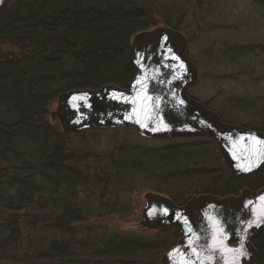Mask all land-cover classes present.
I'll return each mask as SVG.
<instances>
[{
  "label": "trees",
  "instance_id": "16d2710c",
  "mask_svg": "<svg viewBox=\"0 0 264 264\" xmlns=\"http://www.w3.org/2000/svg\"><path fill=\"white\" fill-rule=\"evenodd\" d=\"M158 18L185 33L183 14L166 0H11L0 10V264H160L178 239L171 229L146 230L154 236L146 239L107 228L136 214L134 192L179 205L201 193L264 188V167L249 177L216 168L222 161L212 140L148 149L123 138L101 151L86 137L99 131L65 134L50 120V106L66 91L126 87L136 73L131 40ZM257 53L264 45L222 51ZM227 101L264 132V98ZM253 244L256 264H264V233Z\"/></svg>",
  "mask_w": 264,
  "mask_h": 264
},
{
  "label": "water",
  "instance_id": "95a60500",
  "mask_svg": "<svg viewBox=\"0 0 264 264\" xmlns=\"http://www.w3.org/2000/svg\"><path fill=\"white\" fill-rule=\"evenodd\" d=\"M9 1L0 0V9ZM187 45V37L169 27L138 33L130 47L136 74L127 88L66 91L51 119L67 134L134 128L150 140L209 138L232 174L260 171L264 133L224 123L188 96L200 74L187 56ZM144 199L140 225L154 231L170 228L179 237L161 256V264H256L253 241L264 233V189L254 196L249 190L223 198L202 194L181 206L153 193Z\"/></svg>",
  "mask_w": 264,
  "mask_h": 264
},
{
  "label": "rangeland",
  "instance_id": "374dc122",
  "mask_svg": "<svg viewBox=\"0 0 264 264\" xmlns=\"http://www.w3.org/2000/svg\"><path fill=\"white\" fill-rule=\"evenodd\" d=\"M169 6L175 12L183 14V25L186 27L183 34L187 37L194 34L197 37L196 42L188 44L187 55L197 66L201 79L197 87L189 90V95L202 104L208 103L209 108L222 115L225 121L251 128V118L248 117L250 114L228 109L227 100L239 98L251 102L264 98V55L257 53L230 58L223 55L222 51L225 47L237 45H264V6L259 5L256 0H166V7ZM161 9V4H158V11ZM157 21L156 27H163L160 18ZM199 29L202 34L198 33ZM55 109L56 101L50 106V112ZM92 134L96 136L94 141L90 140ZM86 137L93 149L101 151L115 143L114 139L121 141L124 138L148 149L174 148L187 141H150L140 138L135 131L128 134L120 131L89 132ZM198 141L203 142L201 139ZM211 149L215 151L213 147ZM211 149L209 152H212ZM215 167L223 169L224 166L222 162H216ZM241 190L240 188L232 194L239 195ZM147 193L154 192H134L132 199L136 214L119 223L107 224V228L120 235L133 232L146 239H153L154 236L146 233L140 225L144 196Z\"/></svg>",
  "mask_w": 264,
  "mask_h": 264
}]
</instances>
